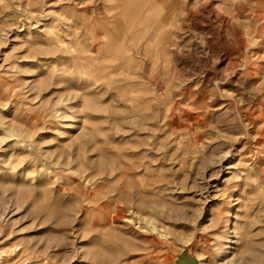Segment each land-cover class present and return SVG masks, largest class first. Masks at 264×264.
<instances>
[{
    "label": "rangeland",
    "instance_id": "1",
    "mask_svg": "<svg viewBox=\"0 0 264 264\" xmlns=\"http://www.w3.org/2000/svg\"><path fill=\"white\" fill-rule=\"evenodd\" d=\"M185 255L264 264V0H0V264Z\"/></svg>",
    "mask_w": 264,
    "mask_h": 264
},
{
    "label": "bare ground",
    "instance_id": "2",
    "mask_svg": "<svg viewBox=\"0 0 264 264\" xmlns=\"http://www.w3.org/2000/svg\"><path fill=\"white\" fill-rule=\"evenodd\" d=\"M160 31H161V29H160ZM155 33H156V31H155ZM248 257H250L251 260L254 259L253 256H248ZM182 264H196V259L194 257H192L191 255H185L184 259L182 261Z\"/></svg>",
    "mask_w": 264,
    "mask_h": 264
}]
</instances>
